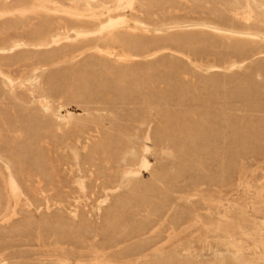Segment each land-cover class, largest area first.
Instances as JSON below:
<instances>
[{
    "label": "rangeland",
    "instance_id": "rangeland-1",
    "mask_svg": "<svg viewBox=\"0 0 264 264\" xmlns=\"http://www.w3.org/2000/svg\"><path fill=\"white\" fill-rule=\"evenodd\" d=\"M3 1L0 0V47L18 35L31 39L44 22L60 20L45 14L23 17L5 7ZM9 1L14 4L16 0ZM50 1L58 2L62 10L75 14L77 19L94 22L115 16L120 0ZM263 2L249 0L255 15L249 25L260 31H264ZM246 4L247 0H134L133 11L126 14L128 26L120 36L134 39L140 50L153 51L167 46L177 54L164 52L135 63L132 67L145 70L140 74L143 79L141 76V81L135 79L133 86H125L100 69L85 67L93 53L80 51L92 44L88 42L50 49L28 46L2 56L3 72L13 83L11 86L7 80H0V150L15 153L20 149L19 142L22 144L34 134L51 144L54 142L53 147H64L61 153L55 151L56 147L52 151L51 159L57 162L55 167L60 161L61 166L50 176L43 174L30 157L15 159L19 163H15V169L19 170L20 185L23 190L26 188L25 195L31 203L30 208L21 206L19 218L33 220L35 224L19 230L17 223L8 228L0 222V264H264V125H261L264 75L258 77L255 72L252 77L255 69L264 68V58L253 57L244 70L233 73L209 71L212 66L227 68L230 60L245 57L254 48L262 47L247 46L241 39L212 30L164 31L165 25L172 22L191 20L207 21L227 29L241 28ZM62 19L70 24L74 22L69 17ZM137 21L150 28L161 27L163 31L161 34L144 32L136 25ZM53 58H58L60 63L49 66L42 74L41 85H36L33 69ZM114 66L123 68V65ZM146 71L147 75L143 73ZM76 90L81 96L89 92L92 103L103 104L109 99L110 117L105 113H100V117L94 111L86 116L83 106L78 105V99L71 93ZM116 93L125 95L118 100ZM109 94L112 99L107 98ZM55 97L68 101L66 108L75 115L69 124L61 125L63 135L59 138L49 137L42 125L45 116L42 101ZM244 126L247 132L251 131L243 142L233 132ZM256 131L262 136L260 145L254 139ZM231 136L234 165L229 162L227 150ZM72 139L75 143L82 141L83 145L84 151H78V165L73 159L76 144ZM40 147L45 149L42 144ZM123 152L128 155L124 156ZM143 158L153 169L141 179L125 183L100 205L105 190L121 181L126 169L124 162L138 169ZM104 171L111 175L108 185L102 175ZM81 182L84 189L80 187Z\"/></svg>",
    "mask_w": 264,
    "mask_h": 264
},
{
    "label": "bare ground",
    "instance_id": "bare-ground-1",
    "mask_svg": "<svg viewBox=\"0 0 264 264\" xmlns=\"http://www.w3.org/2000/svg\"><path fill=\"white\" fill-rule=\"evenodd\" d=\"M91 2H95L96 0H90ZM111 1V0H110ZM78 2V0H77ZM89 2V1H88ZM104 2V1H103ZM254 2V1H252ZM262 2V1H261ZM13 2L9 1V0H4L3 1V5L6 7H10L13 11L17 12V15L20 16H27V15H37V14H45L47 16L51 15L53 17H59V22L57 23H43L41 25V27H39L38 29H36V31L34 32V34H32L31 39L29 37H25L23 35H18L15 36L10 43H4L2 45V47H0V80L3 79L7 80L11 86H12V81L11 79L8 77V75L6 76L3 72V66H2V56L7 55V54H12L16 51H20L23 50L24 48L28 47V46H33L34 47H40V48H46V49H50V48H58L64 44L67 43H74V42H88L89 47L87 46V48H85L84 50L80 51V52H92L93 56L91 57V59H89V61L86 63L85 67H88L89 69H100L101 72H107L110 74H107V76L112 75L113 77L119 79L122 81V83H124L125 86H131L135 79H139L142 78L144 76L140 75L142 73L143 68L141 67H132L133 65H135V63H141V59L147 58V59H152L156 56H158L161 53L164 52H171L174 54H177L175 51H173L171 48L167 47V46H161V47H156V49H154L153 51L151 50H140L136 47L135 42L133 40H130L129 38H125V37H121L120 35L123 31L125 32L128 24H127V18H126V14L128 11H133V6H134V0H120L118 3V7L116 8V15L115 16H108L106 20H98L97 21H92V22H87L85 20H80L76 18L75 14H72L71 12H65L64 10H62L63 8L58 4V2H54V1H50V0H16L14 2V4H12ZM75 3V2H73ZM264 3V2H263ZM104 4V3H103ZM88 5V4H87ZM255 5V4H254ZM263 5V4H262ZM77 6V5H76ZM83 6V5H81ZM85 6V5H84ZM96 6V5H95ZM93 6V7H95ZM256 6V5H255ZM7 7V8H8ZM79 7V5H78ZM89 7V6H88ZM261 7V6H259ZM81 8V7H80ZM263 8V7H261ZM9 10V8H8ZM99 12V10L97 11ZM253 9H252V5H250L249 0H247V4L245 7V14L241 17L242 21H243V26H241V28H236V29H227L225 27H222L220 25H216V24H212L210 22L207 21H196V20H191L188 22H176L172 24H168L165 25V30H180V29H189V30H197V29H205V30H209V31H214L215 33H218L220 35H225V36H229L232 39H241V41L243 40V42L245 41L247 46H260L262 47V49H255L251 52L248 53L247 56L245 55V57H241L240 59H233L230 60L231 63L229 65H227V68H223V66H212L209 68V71L211 72H221V71H227L228 73H233L235 71H239V70H244L246 63L253 57H262L264 58V31H260L258 29H254L252 28L249 24L252 21L253 17ZM95 13V10H94ZM113 15V14H112ZM10 16V15H9ZM14 16V15H13ZM73 20L74 22H71L72 24L68 23L67 20L62 19L63 17L68 18V17ZM255 16V15H254ZM3 18V17H2ZM88 19V18H86ZM104 19V18H103ZM2 20V19H1ZM70 20V21H71ZM55 21V20H54ZM70 24V25H69ZM152 24V23H151ZM139 29H141L144 32H149V31H153L156 34H161L163 29L161 27H152L150 28L146 23L143 22H138L137 24ZM256 28V27H255ZM131 31V29H129ZM136 33V32H135ZM131 34V33H130ZM126 34H124L125 36ZM129 36V35H128ZM127 37V35H126ZM135 37V36H134ZM28 40H30V42H32L31 44H28ZM136 40V39H135ZM137 42V41H136ZM244 42V43H245ZM242 43V42H241ZM243 44V43H242ZM85 45V44H84ZM88 45V44H87ZM140 45V44H139ZM245 45V44H244ZM243 45V46H244ZM138 46V45H137ZM142 46V44H141ZM242 47V46H240ZM81 48V47H80ZM142 49V48H141ZM253 49V48H252ZM150 52V53H149ZM77 54V53H76ZM74 57V56H72ZM58 58H53V59H49V60H45L43 62L40 63L39 66L35 67L33 69V81L36 83V85L38 84L39 86L41 85V77L42 74L47 70V68L49 66H55L58 65L60 62L57 60ZM186 60V59H185ZM140 61V62H139ZM71 63V62H70ZM229 63V61H228ZM39 64V63H38ZM66 64V63H65ZM113 64V65H112ZM114 64H116L117 66H122L123 68H118L115 67ZM129 65L130 67L128 68H124V66ZM138 65V64H137ZM142 65V64H141ZM144 65V64H143ZM263 65V64H261ZM260 65V66H261ZM56 67V66H55ZM62 67V66H61ZM143 67V66H142ZM146 67V66H145ZM151 66H149L150 68ZM258 67V66H257ZM156 68V67H155ZM154 68V69H155ZM148 70V69H147ZM152 70V69H149ZM157 70V69H156ZM155 70V71H156ZM256 71H254L252 73V77L254 76L253 74L256 72L258 74H256L258 77L263 76L264 75V68L261 66V68H257L255 69ZM154 71V73H155ZM148 71L143 72L145 75H147ZM150 72V71H149ZM151 73V72H150ZM153 74V73H152ZM151 74V75H152ZM150 75V74H149ZM155 75V74H154ZM152 75V76H154ZM157 75V74H156ZM141 76V77H140ZM151 76V77H152ZM158 76V75H157ZM110 77V76H109ZM140 77V78H139ZM149 77V76H148ZM147 77V78H148ZM30 78V77H29ZM146 78V79H147ZM264 78V77H263ZM112 79V78H111ZM114 79V78H113ZM149 79V78H148ZM262 79V78H261ZM97 80V79H96ZM115 80V79H114ZM117 81V80H116ZM141 81V80H140ZM150 81V80H149ZM148 81V82H149ZM18 82V81H17ZM30 82V81H29ZM97 82V81H96ZM95 82V83H96ZM136 82V81H135ZM139 82V81H137ZM6 83V84H7ZM27 83V82H26ZM100 83V82H99ZM99 83H97L96 85H98ZM144 82L142 81L141 84H143ZM17 84V83H16ZM101 84V83H100ZM99 84V86H100ZM137 84V83H135ZM262 84V83H261ZM264 84V83H263ZM19 86V84H17ZM150 86V83L148 84ZM260 85V84H259ZM22 86V85H21ZM122 86V85H121ZM133 86V85H132ZM20 87V86H19ZM24 87V86H23ZM153 87V86H152ZM70 88V87H69ZM73 87H71L70 89H72ZM125 88V87H124ZM141 88V87H140ZM143 88V87H142ZM147 88V86H146ZM155 88V87H153ZM256 88V86H255ZM262 88V87H261ZM23 88H21L22 90ZM132 89V88H131ZM134 89V88H133ZM132 89V90H133ZM258 89V88H256ZM69 90V89H68ZM121 90V88H120ZM140 90V89H139ZM11 91V90H10ZM124 91V90H123ZM122 91V92H123ZM130 91V90H129ZM158 91V90H157ZM261 92V89L258 90ZM71 92V91H69ZM154 92H156V90H154ZM13 93V91L11 92ZM67 93V92H66ZM71 93H73L75 95V97L78 99V105L83 106V111L85 112L86 116H90V112L94 111L98 116L101 117L100 113H105L106 116L111 115L112 113V109L110 107L107 101V103H103V104H96V103H92L89 102L90 98H88V93L84 94V96H81V92L80 91H72ZM125 93V92H124ZM117 94V93H116ZM115 94V95H116ZM15 95V94H13ZM114 95V94H113ZM125 95V94H124ZM123 95V96H124ZM65 96V95H64ZM68 96V95H67ZM110 96V94H109ZM122 95L117 94V99L121 100ZM71 97V96H70ZM107 98H111L107 97ZM106 98V99H107ZM113 98V97H112ZM111 98V99H112ZM84 99V102L82 101V103L80 102L81 100ZM110 99V100H111ZM116 101V100H115ZM45 104H44V103ZM68 102V101H67ZM67 102H63L62 98L58 97L55 99H52L51 101L47 100V98H45V100L42 101L43 105V109H44V113L43 115H45L42 119H43V126L46 128V130H44V132L48 133L49 137L50 135L55 138H59L62 137L63 135V131H62V124H69L70 120H72L73 115L67 110ZM70 102V101H69ZM73 102V101H72ZM75 102V101H74ZM56 104V105H55ZM43 109H41L43 111ZM20 111V110H19ZM41 111V113H42ZM93 112V113H94ZM42 115V116H43ZM29 116V115H28ZM103 116V115H102ZM105 116V117H106ZM13 117V116H12ZM30 117V116H29ZM75 117V115H74ZM110 117V116H109ZM35 118V117H34ZM33 118V119H34ZM260 118V117H259ZM258 118V119H259ZM16 119V118H15ZM31 119V118H30ZM29 119V120H30ZM32 119V120H33ZM40 119V118H39ZM102 119V118H101ZM261 119V118H260ZM2 120V119H1ZM38 120V119H37ZM39 121V120H38ZM142 121V120H141ZM254 121V120H253ZM257 121V120H255ZM260 121V120H258ZM257 121V122H258ZM262 121V120H261ZM260 121V122H261ZM2 122V121H0ZM33 122V121H32ZM36 122V121H35ZM49 122V123H48ZM57 122L58 124L56 125H52V123ZM250 122V121H249ZM264 120L261 122V125H264ZM5 123V122H4ZM71 123H73V121H71ZM95 123V122H94ZM148 123V122H147ZM2 124V123H1ZM6 124V123H5ZM38 124V123H37ZM78 125V123H76ZM98 124V123H97ZM249 124V123H248ZM259 124V123H256ZM75 125V123L73 124ZM76 125V126H77ZM88 125V124H87ZM252 125L254 126V124L252 123ZM260 125V124H259ZM260 125V126H261ZM40 126V125H39ZM38 126V127H39ZM66 126V125H65ZM78 126H81L78 125ZM77 126V128H78ZM83 126V125H82ZM252 126V127H253ZM68 127V126H67ZM71 127V125H70ZM75 127V126H74ZM86 126H84L85 128ZM91 127V126H90ZM247 127V126H246ZM244 126V128H241L238 130V128L233 132V135H239V137L241 138V141L244 142V140L248 139L250 137V131L247 132V128ZM250 127V126H249ZM251 127V129H253ZM264 127V126H263ZM7 128V127H6ZM40 128L42 129L43 127L40 126ZM72 128V127H71ZM76 128V127H75ZM75 128L74 131H75ZM246 128V129H245ZM1 129V128H0ZM44 129V128H43ZM64 129V128H63ZM67 129V128H66ZM69 129V128H68ZM80 129V128H79ZM89 129V128H88ZM96 129V128H95ZM142 129V127L140 128V130ZM149 129V128H148ZM256 126H255V130H256ZM261 129V128H260ZM71 130V129H70ZM78 130V129H77ZM86 130V129H85ZM90 130V129H89ZM97 130V129H96ZM249 130V129H248ZM8 131V130H7ZM73 131V130H72ZM72 131L70 133H72ZM84 131V130H83ZM129 131V130H128ZM131 131V130H130ZM139 131V130H138ZM143 131V130H142ZM259 131V130H258ZM258 131H256V134L254 136V139L256 140V143H258L260 145L262 139L261 137L258 135L259 133H257ZM68 132V131H67ZM81 132V131H80ZM92 132V131H91ZM90 132V133H91ZM261 132V130H260ZM264 132V131H263ZM86 133V131H85ZM99 133V132H98ZM141 133V132H140ZM254 133V131H253ZM262 133V132H261ZM89 134V133H87ZM28 135V134H27ZM69 135V134H68ZM77 135V134H74ZM73 135V136H74ZM79 135V134H78ZM81 135V134H80ZM232 135V133L230 134ZM262 135V134H261ZM41 135L39 134H34L31 136H28L29 138L23 142L22 140V144L21 142L20 145V149L15 152V153H10V154H6V152L1 151L0 150V222L2 226H6V227H10L13 224H19L18 228L20 229H27V228H32V226L35 224H33V220H20V211H21V206L26 205L27 208L31 207V203L29 201V199L26 197L25 195V189L23 190V186H21L19 179H18V172L19 170H16V165L15 164L17 161L15 159H17L20 156H26L25 158H29L32 159V161L38 166V168L40 169V171L43 174H50L51 172H53L55 170L56 167H60L61 164L60 162L58 163V166L55 167L56 163H54L51 159L52 157V151L55 150L57 152L62 151L61 147H53V143H49L48 141L44 140L43 138L40 137ZM46 136V135H45ZM47 136V137H48ZM86 136V135H85ZM92 136V135H91ZM251 136L253 137V135L251 134ZM264 136V135H263ZM19 137V136H18ZM27 136H25L26 138ZM51 137V138H52ZM109 137V136H106ZM251 137V140H252ZM23 138V137H22ZM46 138V137H45ZM52 138V139H53ZM64 138V137H63ZM90 138V137H89ZM92 138V137H91ZM264 138V137H262ZM21 139V138H20ZM48 139V138H47ZM65 139V138H64ZM88 139V138H87ZM152 139V138H151ZM50 140V139H48ZM55 141H57L56 139H54ZM71 140V139H70ZM112 140V138L110 139ZM109 140V142H111ZM117 140V139H116ZM115 140V141H116ZM135 140V139H134ZM133 140V141H134ZM146 140H149V135L146 136ZM254 140V141H255ZM51 141V140H50ZM64 141V140H63ZM61 141V143L63 142ZM73 141V139H72ZM86 141V139H85ZM88 141V140H87ZM240 141V139H239ZM58 142H60L58 140ZM65 142V141H64ZM63 142V143H64ZM69 142V141H68ZM74 142V141H73ZM72 142V143H73ZM84 142V141H83ZM114 142V140H113ZM112 142V143H113ZM119 142V141H116ZM152 142V141H151ZM249 142V141H248ZM251 142V141H250ZM60 143V144H61ZM75 143V142H74ZM85 143V142H84ZM130 143V142H129ZM138 143V142H137ZM150 143V142H147ZM252 143H254L252 141ZM251 143V145H252ZM255 143V144H256ZM6 144V142H5ZM11 144V143H10ZM40 144H42L43 146H45V149H42V147H40ZM56 144V143H55ZM59 144V143H58ZM67 144V143H66ZM76 146L75 149L73 151V159L76 165H78V161H79V154L78 151L81 150L83 148L82 145V141L77 140L76 141ZM87 144V143H86ZM106 144V142H105ZM109 144V143H108ZM107 144V145H108ZM117 144H120L117 143ZM257 144V145H258ZM13 145V144H12ZM62 145V144H61ZM262 145V144H261ZM18 146L16 148V150L18 149ZM67 145H65V147H67ZM101 146V145H100ZM105 146V145H102ZM114 147L115 144L113 145ZM133 146V145H131ZM254 146V145H253ZM256 146V145H255ZM5 147H7L5 145ZM2 147L1 148H5ZM99 147V145L97 146ZM111 147V145H110ZM119 147V146H118ZM136 147V146H135ZM138 147V146H137ZM234 147V138L231 136L230 140H229V144L227 147V150L229 151V162H231L232 165H234L233 160H232V151ZM264 147V146H262ZM261 147V148H262ZM10 148V147H9ZM13 148V147H12ZM55 148V149H54ZM87 148V147H86ZM96 148V147H95ZM124 148V147H123ZM139 148V147H138ZM259 148V146L257 147V149ZM7 149V148H6ZM106 149H108L106 147ZM110 149V148H109ZM112 149V148H111ZM116 149V148H115ZM113 149V150H115ZM121 149V148H120ZM256 150V147L253 148ZM264 149V148H263ZM11 150V148H10ZM13 150V149H12ZM83 150V149H82ZM99 150V149H98ZM104 150V149H103ZM137 150V149H136ZM255 150H252L253 152H255ZM7 151V150H6ZM84 151V150H83ZM81 151V152H83ZM95 151V150H94ZM97 151V149H96ZM107 151H111V150H104V152ZM258 151V150H257ZM98 152V151H97ZM129 152V151H128ZM142 152V151H141ZM261 152V149H260ZM69 153V152H68ZM80 153V152H79ZM94 153V152H93ZM92 153V155H93ZM111 153V152H110ZM256 153V152H255ZM264 153V152H263ZM65 154V153H64ZM109 154V153H108ZM253 154V153H252ZM257 154V153H256ZM47 155V156H46ZM113 155V153H112ZM115 155V154H114ZM124 156H127L128 154L123 152ZM260 155V153H259ZM258 155V156H259ZM262 155V154H261ZM67 156V155H66ZM99 156V155H98ZM97 156V157H98ZM106 156V155H105ZM134 156V155H132ZM131 158H134L132 157ZM130 157V156H129ZM128 157V158H129ZM255 157V156H254ZM260 157V156H259ZM257 157V159L259 158ZM262 157V156H261ZM260 157V159H261ZM27 158V159H28ZM100 158H102L100 156ZM256 158V157H255ZM22 159V158H21ZM20 159V160H21ZM91 159V158H90ZM97 159V158H95ZM106 159V158H105ZM109 159V158H108ZM113 159V157H112ZM133 160V159H132ZM263 160V158H262ZM19 161V160H18ZM98 161V160H97ZM117 161V160H116ZM115 161V162H116ZM242 161V160H241ZM109 162V161H108ZM110 162H112L110 160ZM137 162V161H136ZM264 162V161H263ZM18 163V162H17ZM29 163V161H28ZM107 163V161H106ZM105 163V164H106ZM121 163V162H120ZM19 164V163H18ZM32 164V163H30ZM91 164V163H89ZM108 164V163H107ZM126 169L122 175V179L118 184L115 185H111L109 188H107L105 190V198L104 200L100 203V205H104L106 203V201L108 200L109 196L112 194H115L116 192H118V190H120V188L124 187V184L127 183L130 180H134V179H141L145 174H148L152 169H151V165L150 163L146 160V159H142L141 163L139 165L138 169H134L132 167H130L129 162L125 161L124 162ZM258 164V163H257ZM29 165V164H28ZM93 165V164H92ZM242 165V163H241ZM244 165V164H243ZM263 165V164H262ZM35 166V165H34ZM89 166V165H88ZM20 167V166H19ZM25 167V166H23ZM105 167V166H104ZM242 167V166H241ZM76 168V167H75ZM88 168V167H87ZM22 169V168H19ZM59 169V168H58ZM110 169V168H109ZM38 170V169H37ZM88 170V169H87ZM103 170V169H102ZM113 170V169H112ZM73 171V169H72ZM155 171V170H154ZM245 171V170H244ZM21 172V170H20ZM23 172V171H22ZM38 172V171H37ZM37 172L35 174H37ZM55 172V171H54ZM53 172V173H54ZM112 172V171H111ZM110 172V173H111ZM167 172V171H165ZM246 172V171H245ZM86 174V172H84ZM93 173V172H92ZM240 173V172H239ZM23 174V173H22ZM42 174V175H43ZM75 174V173H74ZM88 174V173H87ZM94 174V173H93ZM109 174V173H108ZM107 174V172H103L102 175H104V180L107 182L106 185H108L110 182V176ZM122 174V173H121ZM153 173H151L152 175ZM155 174V173H154ZM246 174V173H245ZM41 175V176H42ZM239 175V174H238ZM50 176V175H49ZM76 176V175H75ZM87 176V175H86ZM94 176V175H93ZM92 176V177H93ZM154 176V175H153ZM242 174L240 175L239 178H241ZM23 177V176H22ZM29 177V176H28ZM82 177V176H81ZM101 177V175H100ZM99 177V178H100ZM151 177V176H150ZM157 177V176H156ZM212 177V176H211ZM94 178V177H93ZM160 178V177H159ZM158 178V179H159ZM244 178V177H243ZM242 178V179H243ZM23 179V178H22ZM30 179V177H29ZM28 179V180H29ZM37 179V176H36ZM40 179V178H39ZM90 179V178H89ZM98 179V177H97ZM154 179V178H153ZM93 180V179H92ZM99 180V179H98ZM103 180V179H102ZM160 180V179H159ZM239 180V179H237ZM90 181V180H89ZM97 181V180H96ZM100 181V180H99ZM156 181V180H155ZM158 181V180H157ZM42 182V181H41ZM84 182V181H83ZM81 182L80 183V187L81 189H84V183ZM86 182V181H85ZM101 182V181H100ZM103 182V183H106ZM242 182V180H241ZM93 183V182H92ZM156 183V182H155ZM243 183V182H242ZM40 184V183H39ZM129 184V183H128ZM131 184V183H130ZM100 185V183H99ZM98 185V186H99ZM143 185V183H142ZM65 186V185H64ZM76 186V185H75ZM97 186V185H96ZM155 186V185H154ZM108 187V186H106ZM136 187V186H135ZM141 187V186H140ZM148 187V186H147ZM29 188V187H28ZM54 188V187H53ZM56 188V187H55ZM100 188V187H99ZM138 188V187H137ZM142 188V187H141ZM62 189V188H61ZM151 189V188H149ZM30 190V189H29ZM54 190V189H53ZM60 190V189H59ZM34 191V190H33ZM62 191V190H61ZM142 191V190H141ZM27 192V191H26ZM31 191H29L30 193ZM36 192V191H35ZM139 192V190H138ZM145 192V191H144ZM33 193V192H32ZM56 193V192H55ZM60 193V192H59ZM101 193H103L101 191ZM132 194L135 192H131ZM41 194H43L41 192ZM61 194V193H60ZM98 194V193H97ZM96 194V195H97ZM104 194V193H103ZM131 194V196H132ZM142 194V193H141ZM66 195V194H65ZM139 195V194H138ZM146 195V194H145ZM46 196V195H45ZM53 196V195H50ZM98 196V195H97ZM29 197V195H28ZM35 197V196H33ZM68 197V196H67ZM32 198V196H31ZM44 198V197H43ZM64 199V198H62ZM138 199V198H136ZM161 199V198H160ZM46 200V199H44ZM52 200V198H51ZM59 200V199H58ZM69 200V199H67ZM83 200V199H82ZM63 201V200H62ZM66 201V200H65ZM64 201V202H65ZM78 201V200H77ZM133 200H131L132 203ZM144 201V200H143ZM32 202V201H31ZM55 202V201H54ZM128 202V201H127ZM130 202V201H129ZM51 203V202H50ZM49 203V204H50ZM46 204V203H45ZM48 204V203H47ZM34 205V204H33ZM53 205V204H52ZM55 205V204H54ZM58 205V204H57ZM126 205V203H125ZM59 206V205H58ZM129 208L131 209V205L128 203ZM131 206V207H130ZM47 208V207H46ZM127 208V207H126ZM125 208V209H126ZM128 208V209H129ZM48 209V208H47ZM36 214V213H35ZM73 214V213H72ZM75 214V213H74ZM70 215V214H69ZM90 215V214H89ZM75 217V215H73ZM73 218V217H72ZM216 218V217H215ZM76 219V218H75ZM62 220V219H61ZM57 221V220H56ZM59 221V220H58ZM65 221V220H64ZM68 221V220H67ZM66 223H63V226H65L66 228ZM75 221V220H73ZM72 221V222H73ZM63 222V221H61ZM60 222V225L62 226V223ZM69 223L71 221H68ZM77 222V221H76ZM53 223V222H52ZM50 224V223H49ZM73 224V223H71ZM51 225V224H50ZM59 226V225H58ZM13 227V226H12ZM10 227V228H12ZM69 227V226H68ZM63 229V228H61ZM80 229V227H79ZM78 230V229H77ZM66 231V230H65ZM70 231V229H69ZM251 238V237H250ZM1 258V257H0ZM1 263V262H0ZM3 263V262H2Z\"/></svg>",
    "mask_w": 264,
    "mask_h": 264
}]
</instances>
